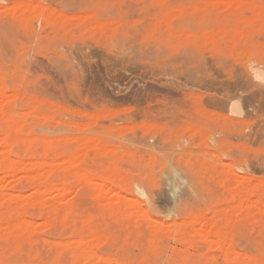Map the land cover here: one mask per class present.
I'll list each match as a JSON object with an SVG mask.
<instances>
[{"label":"rangeland","instance_id":"rangeland-1","mask_svg":"<svg viewBox=\"0 0 264 264\" xmlns=\"http://www.w3.org/2000/svg\"><path fill=\"white\" fill-rule=\"evenodd\" d=\"M0 264H264V0H0Z\"/></svg>","mask_w":264,"mask_h":264}]
</instances>
